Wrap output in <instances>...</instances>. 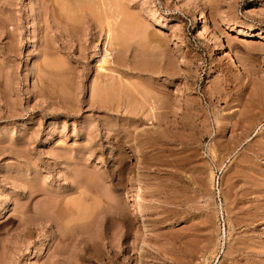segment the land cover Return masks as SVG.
I'll return each instance as SVG.
<instances>
[{"label": "rangeland", "instance_id": "rangeland-1", "mask_svg": "<svg viewBox=\"0 0 264 264\" xmlns=\"http://www.w3.org/2000/svg\"><path fill=\"white\" fill-rule=\"evenodd\" d=\"M0 264H264V0H0Z\"/></svg>", "mask_w": 264, "mask_h": 264}, {"label": "bare ground", "instance_id": "bare-ground-1", "mask_svg": "<svg viewBox=\"0 0 264 264\" xmlns=\"http://www.w3.org/2000/svg\"><path fill=\"white\" fill-rule=\"evenodd\" d=\"M238 32V31H237ZM249 36V35H248ZM251 36V35H250ZM256 36H260V34L258 33V35H256ZM252 37V36H251ZM105 45V44H104ZM104 47V46H103ZM105 50H104V52H106L107 53V49L106 48H104ZM103 63H107L106 61H102ZM102 69V68H101Z\"/></svg>", "mask_w": 264, "mask_h": 264}]
</instances>
